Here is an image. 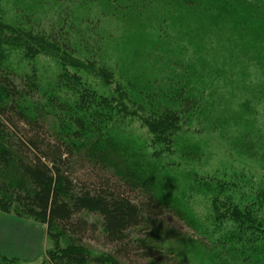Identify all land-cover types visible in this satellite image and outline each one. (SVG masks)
<instances>
[{
	"label": "trees",
	"instance_id": "obj_1",
	"mask_svg": "<svg viewBox=\"0 0 264 264\" xmlns=\"http://www.w3.org/2000/svg\"><path fill=\"white\" fill-rule=\"evenodd\" d=\"M36 2L40 9H20L10 20L0 9V211L46 225L47 264H133V259L191 264L178 246L179 232L163 216L172 214L194 225L192 220L176 202L158 194L153 169L138 159L172 153L192 109L191 98L181 96L182 89L173 97L171 92L170 97L157 96L152 103L151 97H132L120 84L105 94L88 78L112 83L101 62L110 37L101 28L102 19L107 14L141 16L153 10L155 1ZM157 2L165 19L182 11L181 6L208 11L209 2L218 13L222 7L229 15L237 10L236 0ZM251 5V14H258L259 7ZM84 7L99 12L94 17L80 14L78 9ZM247 23L250 30L261 28ZM40 54L53 58L58 67L47 89L34 68L23 71L11 64L12 55L30 61ZM134 117L146 128L148 154L130 152L112 132L113 124ZM213 179L195 180L210 192L212 234L222 232L225 221L231 225L208 242L210 234L204 229L197 242L211 255L227 251L248 259L264 234V192L249 203H236L220 183H211ZM86 238L109 249L95 251ZM0 264L27 263L0 254Z\"/></svg>",
	"mask_w": 264,
	"mask_h": 264
},
{
	"label": "rangeland",
	"instance_id": "obj_2",
	"mask_svg": "<svg viewBox=\"0 0 264 264\" xmlns=\"http://www.w3.org/2000/svg\"><path fill=\"white\" fill-rule=\"evenodd\" d=\"M154 1L153 10L141 16L107 14L102 19L101 28L110 37L101 62L112 74V83L88 78L102 93L109 94L120 84L132 97H151L152 103L157 96L170 97L171 92L173 97L185 89L181 96L191 98L192 109L175 137L172 153L158 159L138 158L153 169L152 184L158 194L185 209L194 225L172 214H165L163 221L179 232L178 246L191 264H264V234L248 259L227 251L211 255L199 246L197 239L204 237V229L210 234L208 242L231 224L225 221L222 232L212 234L210 192L204 183L195 182L214 178L211 183H220L236 203H249L264 192V0L247 4L236 0V15L223 7L218 13L211 2L208 11L181 6L182 11L168 13L167 19L159 13L162 3ZM37 3L0 0V9L10 20L20 9H40ZM251 4L259 7L258 14H251ZM95 8L78 10L94 17L99 12ZM247 21L261 27L251 29L259 37L248 34L252 32ZM11 60L18 70L34 68L43 89L58 70L54 59L42 54L30 61L12 55ZM112 132L134 154L151 150L146 146V128L135 117L113 124ZM85 242L95 251L109 249L97 240Z\"/></svg>",
	"mask_w": 264,
	"mask_h": 264
},
{
	"label": "crops",
	"instance_id": "obj_3",
	"mask_svg": "<svg viewBox=\"0 0 264 264\" xmlns=\"http://www.w3.org/2000/svg\"><path fill=\"white\" fill-rule=\"evenodd\" d=\"M46 225L0 211V254L27 264H47Z\"/></svg>",
	"mask_w": 264,
	"mask_h": 264
}]
</instances>
